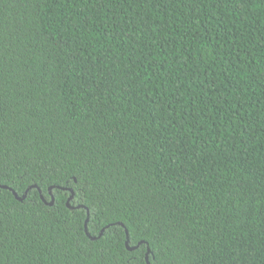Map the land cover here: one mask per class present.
<instances>
[{
	"label": "trees",
	"instance_id": "trees-1",
	"mask_svg": "<svg viewBox=\"0 0 264 264\" xmlns=\"http://www.w3.org/2000/svg\"><path fill=\"white\" fill-rule=\"evenodd\" d=\"M0 264H264V0H0Z\"/></svg>",
	"mask_w": 264,
	"mask_h": 264
},
{
	"label": "water",
	"instance_id": "water-1",
	"mask_svg": "<svg viewBox=\"0 0 264 264\" xmlns=\"http://www.w3.org/2000/svg\"><path fill=\"white\" fill-rule=\"evenodd\" d=\"M2 187L7 189L6 186H2ZM33 188H36V187L33 186V187L29 188V189L25 192V194L23 195V197H21V198L18 196V194H17L15 191H12V192L14 193V195H15V197H16L17 199H19V200H23V199L26 198V196H27L29 190H31V189H33ZM51 190H52V189H50L49 191H51ZM70 192H71V196H70V198H69V200H68L67 205H68L69 208L73 209V207L70 206L69 202H70V200L73 199V197H74V192H73L72 190H70ZM53 202H54V199H53V197H52V201H51L50 205H52ZM93 239H94V238H93ZM127 245H129L128 241H127ZM128 247H129V246H128ZM129 249H130V250H133L134 248H130V247H129Z\"/></svg>",
	"mask_w": 264,
	"mask_h": 264
}]
</instances>
